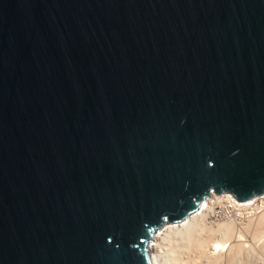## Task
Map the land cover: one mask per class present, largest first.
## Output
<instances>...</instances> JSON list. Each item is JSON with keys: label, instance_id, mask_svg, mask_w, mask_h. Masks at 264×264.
<instances>
[{"label": "water", "instance_id": "1", "mask_svg": "<svg viewBox=\"0 0 264 264\" xmlns=\"http://www.w3.org/2000/svg\"><path fill=\"white\" fill-rule=\"evenodd\" d=\"M212 192L264 193V0H0V264H152Z\"/></svg>", "mask_w": 264, "mask_h": 264}, {"label": "rangeland", "instance_id": "2", "mask_svg": "<svg viewBox=\"0 0 264 264\" xmlns=\"http://www.w3.org/2000/svg\"><path fill=\"white\" fill-rule=\"evenodd\" d=\"M223 205H225V204H223ZM214 209L216 211V212H214V214L208 213V215L210 214L209 216L205 215L202 218V220H200L201 225H203L202 229H201V227H199L201 230L199 228H197L199 230L193 229V231L186 232V233L184 232L186 230H182L183 234L181 231H178V230H171V232L169 231V234H167L168 232L166 231L165 234H163V236H162L163 238H160V240L163 242L160 243L161 246L158 248V250L160 249L159 250V258H161V259H159V264L160 263H162V264H170V263L173 264L174 262H176V264H177L178 261H179L178 263H180V264H185V262L187 264H264V229H262L264 227L260 228L257 232H254V230H253V227H254L253 223H254V221L258 220V219H256V217L259 214L255 215L253 217H246L245 213H243L241 210H234V213H233L234 215H233V214H231L232 212H229V213L221 212L220 211L221 208H219V207H215ZM237 214H238V216H236ZM229 222L231 224L233 223L232 229L235 228V229H233V231L235 232L234 234L235 235L237 233L241 234V237L239 238V240H241V241L239 242V240H238V242L242 246V252L234 258H231V256L229 257V255H228L229 248L231 249V246H233L236 243V242L232 241V239H230L232 242H230V240H229L227 242V244L224 246V248L218 250V252L212 251V249H210L211 250V252H210L208 247L212 248V245L211 246L209 245L205 249L206 256L203 257L204 259L198 258V256H197V258H195V255L198 254L197 253L198 251L197 250H196L197 252L195 251V249H197V247H195V249H194V246L196 244L193 242L194 241L193 239H195L198 236H199L198 239H200V237L203 236V239H205V238L210 239L211 238L210 239L211 242L212 241H220V239L223 240L224 238L222 236V233H220V235H219L220 231L217 228H218V225H220L222 223L227 224ZM175 223L178 224L177 222H175ZM240 223H242V224H240ZM249 229L251 230V232ZM195 231H197V233ZM188 233L189 234L191 233V234L189 235ZM193 234L194 235L196 234V235L193 236ZM242 234H244V235H242ZM213 238L214 239L218 238V240H212ZM189 243H191V244H189ZM208 244H211V243L209 242ZM194 259H196V260H194ZM175 260H178V261H175ZM183 261H184V263H183Z\"/></svg>", "mask_w": 264, "mask_h": 264}, {"label": "bare ground", "instance_id": "3", "mask_svg": "<svg viewBox=\"0 0 264 264\" xmlns=\"http://www.w3.org/2000/svg\"><path fill=\"white\" fill-rule=\"evenodd\" d=\"M210 198H211V200L208 198V197H206L205 198V201L203 202V203H201L200 204V206H199V208H198V210L197 211H195L194 213H192V214H190V215H188L183 221H180V222H177L178 224H176V223H171V224H166V225H164V226H162V227H160L157 231H156V233H155V235H154V237L150 240V244H149V247H150V253H151V257H152V264H159V259H161V258H159V250H158V248L161 246L160 245V243L161 242H163V241H161L160 240V238H163L162 236H163V234H165V232L167 231L168 233L167 234H169V231L171 232V230H178V231H181L182 232V234H183V231L182 230H186V231H184L185 233L186 232H190V231H193V229H197V228H199V227H201V229H202V226L203 225H201V222H200V220H202V218L205 216V215H208V213H213L214 214V212H216L215 211V207H219V208H221V212L223 211V212H226V213H228V212H230L229 210H228V207H227V205L225 204V205H223V204H221V203H223L224 201H226V202H232V200L234 201V202H236L237 204L236 205H239V204H242V205H245V203H240V202H238L231 194H226V193H221V194H219V195H216V193L215 192H212V194L210 195ZM219 211V210H218ZM217 211V212H218ZM220 213V212H219ZM234 212H232L231 214H233ZM210 215V214H209ZM208 215V216H209ZM234 215V214H233ZM236 216H238V214L236 215ZM234 219V218H233ZM232 219V220H233ZM256 219H258L257 221H254V227H253V230H254V232H257L260 228H262V227H264V213H261V214H259L257 217H256ZM237 221V220H236ZM235 221V222H236ZM230 223V222H229ZM229 223H227V224H225V223H222V224H220V225H218V230L220 231L219 232V235H220V233H222V236H223V240H221L220 239V241H212L211 242V238L210 239H203V236L202 237H200V239H198V237H196L195 239H193L194 241V243L196 244L195 246H194V249H195V247H197V249H195V251L198 253V254H196L195 255V258H197V256H198V258H203L204 256H206V251H205V249H206V247L207 246H211L212 245V248H210V247H208L209 248V250L210 249H212V251H217L218 252V250H220V249H223L224 248V246L227 244V242L230 240V239H232V241H234V242H236L233 246H231V249L229 248V253H228V255H229V257L231 256V258H234V257H236V256H238L241 252H242V246H241V244L239 243L241 240H239V238L241 237V234H234L235 232L233 231V229H235V228H233L232 229V225H233V223L231 224H229ZM238 223V222H237ZM173 224V225H172ZM240 224H242V223H240ZM252 224V225H253ZM205 225V224H204ZM236 226V225H235ZM243 226V225H242ZM204 228V227H203ZM210 228V227H209ZM251 228V227H250ZM200 229V228H199ZM199 229H197V230H199ZM200 229V230H201ZM212 229V228H211ZM262 229H264V228H262ZM204 230V229H203ZM250 230V229H249ZM207 231V230H206ZM214 231V230H213ZM240 231V230H239ZM246 231V230H245ZM196 233H197V231H195ZM203 232V231H202ZM209 232V231H208ZM211 232V231H210ZM250 232H251V230H250ZM176 233V232H175ZM194 233V232H193ZM214 233V232H213ZM240 233V232H239ZM243 233V232H242ZM253 233V232H252ZM166 234V235H167ZM177 234V233H176ZM181 234V235H182ZM189 234V233H188ZM191 234V233H190ZM189 234V235H190ZM208 234V233H207ZM218 234V233H217ZM188 235V236H189ZM196 235V234H195ZM194 234H193V236H195ZM235 235V236H234ZM242 235H244V234H242ZM249 235V234H248ZM170 236V235H169ZM201 236V235H200ZM257 236V235H256ZM243 237V236H242ZM247 237V236H246ZM166 238V237H165ZM189 238V237H188ZM209 238V237H208ZM167 239V238H166ZM192 239V238H191ZM163 240V239H162ZM188 240V239H187ZM186 240V241H187ZM212 240H218V238L217 239H212ZM238 240H239V242H238ZM165 241V240H164ZM192 241V240H191ZM231 240H230V242H232ZM211 243V244H208V243ZM189 244H191V243H189ZM162 249V248H161ZM192 250V249H191ZM210 252H211V250H210ZM161 253V252H160ZM212 254V253H211ZM209 256V255H208ZM162 257V256H161ZM212 258V257H211ZM192 259V258H191ZM190 259V260H191ZM204 259V258H203ZM194 260H196V259H194ZM200 260V259H199ZM202 260V259H201ZM175 261H178V260H175ZM179 262V261H178ZM177 262V264H180V263H178ZM190 262V261H189ZM175 264H176V262H174ZM173 263V264H174ZM182 263V262H181ZM183 263H184V261H183ZM193 263V262H192ZM160 264H162V263H160ZM171 264V263H170ZM185 264H187L186 262H185Z\"/></svg>", "mask_w": 264, "mask_h": 264}, {"label": "built area", "instance_id": "4", "mask_svg": "<svg viewBox=\"0 0 264 264\" xmlns=\"http://www.w3.org/2000/svg\"><path fill=\"white\" fill-rule=\"evenodd\" d=\"M243 203H245V205H236L237 203L232 200V202L224 201L222 204H226L230 212H234V210H241L243 213H245L246 217H253L255 215L264 213V193L254 196L253 198H250L249 201Z\"/></svg>", "mask_w": 264, "mask_h": 264}]
</instances>
